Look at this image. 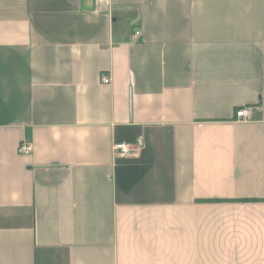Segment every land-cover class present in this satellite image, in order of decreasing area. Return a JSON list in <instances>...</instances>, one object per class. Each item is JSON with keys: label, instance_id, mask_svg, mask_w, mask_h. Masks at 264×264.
<instances>
[{"label": "crops", "instance_id": "1", "mask_svg": "<svg viewBox=\"0 0 264 264\" xmlns=\"http://www.w3.org/2000/svg\"><path fill=\"white\" fill-rule=\"evenodd\" d=\"M0 264H264V0H0Z\"/></svg>", "mask_w": 264, "mask_h": 264}, {"label": "built area", "instance_id": "2", "mask_svg": "<svg viewBox=\"0 0 264 264\" xmlns=\"http://www.w3.org/2000/svg\"><path fill=\"white\" fill-rule=\"evenodd\" d=\"M134 36L136 39L140 38L141 36L140 31H135ZM101 82L102 84H108L109 78L106 75H103L101 78ZM235 115L238 120L243 119L246 117V110H238ZM131 147H132L131 144H128L124 141L114 142V144L112 145V153L117 158H125L133 153V149ZM29 150L30 148L27 145V143H23L18 148V153L27 154Z\"/></svg>", "mask_w": 264, "mask_h": 264}]
</instances>
